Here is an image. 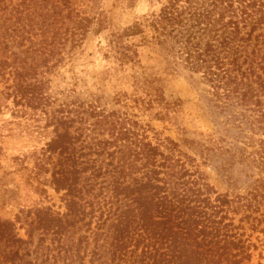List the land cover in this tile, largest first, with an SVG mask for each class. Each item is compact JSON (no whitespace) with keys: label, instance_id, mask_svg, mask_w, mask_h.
<instances>
[{"label":"trees","instance_id":"1","mask_svg":"<svg viewBox=\"0 0 264 264\" xmlns=\"http://www.w3.org/2000/svg\"><path fill=\"white\" fill-rule=\"evenodd\" d=\"M67 2L64 7L74 30L71 36L57 37L62 47L69 37L72 47L80 45L94 21L96 34L108 28L103 14L94 17L95 20L78 18L79 12L73 16L75 9ZM11 4L12 0L8 4L0 0V10L7 11L3 15L10 22L7 31H26V26L18 28L17 21L12 20L22 12L20 5L8 10ZM57 8L62 14L63 7ZM147 28L152 31V41L164 43L170 51L184 56L188 69L202 72L217 96L239 98L243 106L253 103L258 107V117L253 121L264 135V0H167L158 14L112 33L109 50L124 64L136 61L138 52L125 39L141 35L147 40ZM52 33L54 38L58 34ZM53 40L49 42L52 53L57 49ZM6 41L8 37L0 40V72L3 75L15 72L9 96L17 104L44 108L49 104L46 80L29 81L37 78V74L24 59L21 68L14 69L8 57L2 58L7 49L2 44ZM44 53L41 51V55ZM97 115L101 118L87 124L90 116ZM111 116L92 106L91 110L67 109L61 117L51 115L56 134L45 151L49 156L58 155L52 182L57 192L65 190L62 200L66 210L37 208L28 210L23 217L17 215L16 221L0 217V264H57L58 257H64L63 264H86L88 256V264L250 261L256 245L247 235L243 221L251 218L257 219L258 224L262 221L253 214L264 202V184L246 195L231 197L219 193L198 168L188 167L195 159L178 142L170 137H157L159 141L154 142L147 133L149 129L137 121L128 127L122 121L110 119ZM98 124L101 128L106 125L104 130H109L110 140L88 141L91 135L87 131L93 132ZM108 143L115 147L111 152ZM105 153L111 157L110 161L104 159L98 164L94 154ZM17 222L21 227H29L28 239L19 236ZM83 226L89 234L76 241L74 235ZM36 230L41 232L42 243L44 235L50 233L53 240L64 243L52 255L53 263H48L51 250L38 259V253L29 248ZM32 254H36L33 259Z\"/></svg>","mask_w":264,"mask_h":264},{"label":"rangeland","instance_id":"2","mask_svg":"<svg viewBox=\"0 0 264 264\" xmlns=\"http://www.w3.org/2000/svg\"><path fill=\"white\" fill-rule=\"evenodd\" d=\"M8 2L6 0V4ZM68 2L75 9L73 16L76 12H79L78 18L103 14L108 28L96 34L94 21L80 45L72 47L69 37L62 47L57 37L71 36L74 30L73 21L67 17L65 0H12L8 10L13 5H20L22 12L12 20L17 21L18 28L26 26L24 32L23 29L7 31L10 22L7 23L6 15H3L7 11L0 10V40L8 37L2 44L7 48L2 58L8 57L14 69H20L24 59L37 74V78L29 81L44 78L49 97V104L44 108L17 104L13 96H9L15 84V72L5 75L0 72L1 218L16 221L17 215L23 217L28 210L43 207L65 212L62 200L65 190L57 192L52 182L58 155L49 156L45 150L56 134L51 115L61 117L66 115L67 109L91 110L92 106L128 127L137 121L149 129L147 133L154 142L159 141L158 138H172L195 159L188 167L198 168L219 193H228L231 197L246 195L254 187L264 184V143L261 142L264 135L253 121L258 117V107L253 103L243 106L238 102L239 98L217 96L202 72L188 69L184 56L170 51L164 43L152 41V31L148 28L145 31L147 40L141 35L125 39V43L138 52L136 61L124 64L109 50L112 33L122 32L134 22L158 14L167 0ZM55 5L63 7L62 14L57 12L59 9ZM52 31L58 32L55 38ZM52 39L57 42L54 53L49 51ZM36 49L39 50L36 52ZM41 51L45 53L41 55ZM97 117L101 118L100 115L90 116L87 124L97 121ZM105 127L98 124L93 132L88 130L91 135L88 141L110 140L109 130H104ZM107 148L110 152L115 149L109 143ZM93 157H98V164L101 160L108 162L111 159L108 153ZM243 214L245 212L238 214L237 219ZM253 215L262 221L259 224L252 218L243 221L247 235L256 245L252 248L251 260L243 264H264V202ZM254 226L257 229H253ZM28 228L17 222L20 237L28 239ZM85 234L89 233L83 226L74 238L77 241ZM40 236L41 232L36 230L28 246L38 253V259H42L43 252L51 250L48 263H53L52 255L64 243L53 240L51 233L44 235L42 243ZM35 257L36 254H32V259ZM56 259L57 264L64 263V257ZM89 259L90 256L85 259L86 264Z\"/></svg>","mask_w":264,"mask_h":264}]
</instances>
